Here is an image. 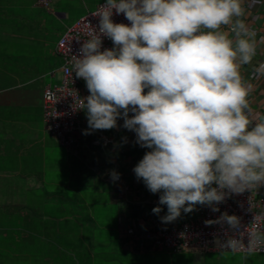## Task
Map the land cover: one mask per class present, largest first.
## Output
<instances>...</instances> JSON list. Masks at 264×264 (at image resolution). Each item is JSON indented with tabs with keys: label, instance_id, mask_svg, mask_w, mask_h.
<instances>
[{
	"label": "clouds",
	"instance_id": "clouds-1",
	"mask_svg": "<svg viewBox=\"0 0 264 264\" xmlns=\"http://www.w3.org/2000/svg\"><path fill=\"white\" fill-rule=\"evenodd\" d=\"M114 12L130 23H114ZM244 14L242 0H105L93 14L98 31L90 25L73 55L90 93L80 108L89 128L110 130L122 118L151 149L134 173L160 193L165 222L223 202L225 190L264 186V114L251 115L252 85L240 71L257 48ZM102 37L114 47L101 50ZM261 75L264 62L252 72Z\"/></svg>",
	"mask_w": 264,
	"mask_h": 264
},
{
	"label": "crops",
	"instance_id": "crops-1",
	"mask_svg": "<svg viewBox=\"0 0 264 264\" xmlns=\"http://www.w3.org/2000/svg\"><path fill=\"white\" fill-rule=\"evenodd\" d=\"M65 1L52 0V9L47 10L38 4L39 0H0V43L7 44L3 50L6 54L0 57V264H77L59 263V224L45 213L49 205L54 210L53 205L59 204L60 167L68 163L75 182H90V173L86 175L81 167L89 165L108 173L118 159L138 164L126 157L129 151L151 150L137 143L135 134L118 122L116 128L103 131L115 136L120 144H130L112 153L98 146L70 151L48 131L43 96L47 87L61 82L63 59L56 53V46L68 27L62 25L69 20ZM253 12L264 14V9ZM244 19L250 26L255 23L249 13ZM56 26L61 31L55 32ZM262 62L264 45L257 41L252 62L240 69L244 80L252 85L248 96L252 116L264 114V75L258 82L250 79V67ZM258 192L263 195L264 186H258ZM120 238L123 249L131 252L124 247L121 235ZM175 254L185 256L181 262L152 264H264L262 255L199 251ZM97 263L109 264H83Z\"/></svg>",
	"mask_w": 264,
	"mask_h": 264
},
{
	"label": "built area",
	"instance_id": "built-area-1",
	"mask_svg": "<svg viewBox=\"0 0 264 264\" xmlns=\"http://www.w3.org/2000/svg\"><path fill=\"white\" fill-rule=\"evenodd\" d=\"M104 3L81 17L58 41L56 53L63 59L61 82L44 91L47 129L70 151L98 146L105 152L112 153L120 148L127 149L130 144L128 141L120 144L115 136L103 130L89 128L86 111L80 108L81 99L90 93L86 82L77 78L73 72V55L81 54V45L88 39L86 33L90 25L98 31L99 17L93 14ZM38 4L47 10L52 9V0H39ZM242 7L245 9L244 15L249 13L255 23L250 26L244 16L241 19L256 33V40L264 45L261 42L264 37V14L253 12L254 9H264V0H242ZM112 20L114 23H130L123 14L115 12ZM113 47L111 39L102 37L101 50ZM254 67L258 65L250 67V79L261 81L263 75L253 78ZM117 122L123 126L122 118ZM131 133L135 134L133 131ZM134 165L136 164L132 161L123 162L118 159L111 172H101L108 183L121 188L123 214L120 230L127 250L133 253L199 251L264 256V194L258 192V187H251L239 194L225 190L227 194L223 202L212 206H195L187 213L182 209L179 217L165 222L163 218L168 215V209L166 205L159 203L160 193H143L141 188L145 183L136 177ZM113 173L118 175L117 179H113ZM130 206L136 207L137 211H129ZM157 207L161 209L159 213L153 211ZM213 208L218 210L214 211ZM225 214L234 216L231 224L226 222L227 218L223 217Z\"/></svg>",
	"mask_w": 264,
	"mask_h": 264
},
{
	"label": "trees",
	"instance_id": "trees-1",
	"mask_svg": "<svg viewBox=\"0 0 264 264\" xmlns=\"http://www.w3.org/2000/svg\"><path fill=\"white\" fill-rule=\"evenodd\" d=\"M5 45L0 43V57L7 52H3ZM145 153L136 148L126 153V157L139 162ZM89 173L90 182L69 184L68 181L69 186L60 191L59 204L53 205L54 210H51V205L45 210L46 216L59 224L58 245L63 263L114 262L118 257L117 248L121 250L122 247L121 188L108 183L101 171ZM80 187L89 192L77 193ZM141 189L143 193L150 194L145 184ZM128 210L137 211L133 206Z\"/></svg>",
	"mask_w": 264,
	"mask_h": 264
},
{
	"label": "rangeland",
	"instance_id": "rangeland-1",
	"mask_svg": "<svg viewBox=\"0 0 264 264\" xmlns=\"http://www.w3.org/2000/svg\"><path fill=\"white\" fill-rule=\"evenodd\" d=\"M99 0H66L64 2V6L65 3H68L69 6V10L67 11V13L69 14V20L65 21L62 25H67V29L70 28L71 26H73L81 17H83L85 14H87L88 12H86V9H94L96 8L100 3L97 2ZM105 2V0H100ZM101 2V3H103ZM99 3V4H98ZM86 12V13H85ZM75 22V23H74ZM64 29V28H63ZM66 29V31H67ZM61 31V28L56 26V30L55 32ZM52 37L54 38V34H52ZM65 160V158H64ZM76 172L79 170L78 168H76ZM81 169L85 172H88L86 169H88L89 171H93L94 169L90 168L89 165H86V167H81ZM89 173V172H88ZM73 174H72V167L69 166L68 163H64L63 166L60 167V173H59V182H61L60 185V191L61 189H65L66 187H68L69 185H67V182L69 181L70 184H75L76 182L74 179L72 178ZM69 177H71L72 179H69ZM54 180L56 179V176H54ZM63 182V184H62ZM79 190V192H78ZM89 190H86V188H79L77 189V193H83L86 194L88 193ZM120 248V247H119ZM119 248H117L116 253L117 254V258L118 260L115 262L118 263H114L113 264H119L120 262H122V264H126L128 262H133L134 264H152V262H181L182 257H184L185 255L181 256L175 253H164V252H151L149 254H145V253H140V254H136V253H132V252H128L125 249L120 250ZM63 256V255H61ZM137 262V263H135ZM60 263H63V260L60 259ZM107 264V263H105ZM109 264H111V262H109Z\"/></svg>",
	"mask_w": 264,
	"mask_h": 264
}]
</instances>
